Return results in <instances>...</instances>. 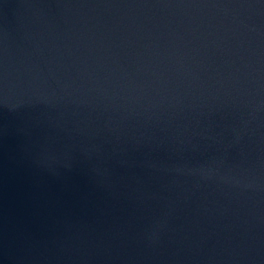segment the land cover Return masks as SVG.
<instances>
[{
  "label": "water",
  "instance_id": "1",
  "mask_svg": "<svg viewBox=\"0 0 264 264\" xmlns=\"http://www.w3.org/2000/svg\"><path fill=\"white\" fill-rule=\"evenodd\" d=\"M0 264H264V0H0Z\"/></svg>",
  "mask_w": 264,
  "mask_h": 264
}]
</instances>
